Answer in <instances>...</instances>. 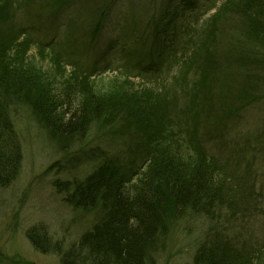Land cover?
Returning a JSON list of instances; mask_svg holds the SVG:
<instances>
[{"label":"trees","instance_id":"1","mask_svg":"<svg viewBox=\"0 0 264 264\" xmlns=\"http://www.w3.org/2000/svg\"><path fill=\"white\" fill-rule=\"evenodd\" d=\"M34 1L47 12H30L33 0H0V186L10 185L20 172L23 154L14 118L16 105H25L69 165L83 161L92 166L52 185L68 206L95 212V220L68 240L32 225L25 231L32 247L56 255L61 264H155L171 231L202 215L208 227L193 264H264V241L249 244L231 233L235 220L246 216L239 205L243 191L231 181V160L207 151L211 131L203 117L211 103L224 135L238 111L247 108L249 89L264 99V0H222L203 24L195 29L188 23L181 31L186 43L177 40L175 22L196 0H177L178 5L157 14L152 12L156 0H146L137 14L129 7L112 19L116 0ZM20 6L27 10L25 27L15 20ZM65 10L61 21H53ZM35 15L53 17L46 33L63 37L72 49H78L77 41L100 45L103 26L124 21L120 52L137 65L147 61L138 65L143 80L154 75L155 59L167 67L166 76L135 85L128 75L132 67L119 73L123 79L91 77L95 67L87 73L76 65L66 72L60 54L45 55V45L35 41V32H41ZM229 23L239 28V37L225 51L219 33ZM31 45L50 59L52 69L33 62L27 53ZM112 48L104 42L102 51L108 55ZM237 80L238 88L232 87ZM262 127L258 142L264 138V122ZM249 149L248 143L239 148L241 153Z\"/></svg>","mask_w":264,"mask_h":264},{"label":"rangeland","instance_id":"2","mask_svg":"<svg viewBox=\"0 0 264 264\" xmlns=\"http://www.w3.org/2000/svg\"><path fill=\"white\" fill-rule=\"evenodd\" d=\"M221 2L222 0H196L192 8L185 10L183 16L176 18L175 25L179 34L177 40H183L186 43L188 36L181 35V33H185L181 31L188 23H192L195 29L203 24V21L215 11L216 6ZM145 3L146 0H116L113 5L115 8L109 15L110 19L121 13V10L129 11V7L137 14V6H142ZM153 3V14L159 13L166 6L178 5L177 0H156ZM29 5L32 6L29 8L32 13L44 14L47 12L40 9L38 1L33 0ZM26 11L24 7L20 6L15 14V20L22 22L23 26L26 25L24 22L27 16H25ZM128 20L126 19V21ZM36 27L41 31L35 32L34 38L37 42L48 44L53 40L60 39L59 35L52 37L51 34L46 33L51 28L47 19H44L39 25L36 24ZM56 28L63 30L64 26L57 23ZM103 28H105L102 31L101 40L103 42L100 45L82 47L81 42L77 41L76 47L79 48V51L73 52V54L74 60H76L74 64H77L79 68L89 73L88 71L95 67L96 70L91 73V77L112 78L116 76L123 79L125 76L119 73L124 74V68L132 67L131 69L135 70H132L128 75L137 83L135 85L142 83L151 85L155 79L166 76L167 67L155 59L156 64L150 66L152 70L155 69L152 71L154 75H149L143 80L139 76L138 70L139 66L146 64L147 61L140 60L138 66L134 60L130 62L127 55L120 52L122 36L125 38L124 30L127 29L124 21H111L110 24L107 22ZM238 29L232 25L230 27V23L224 29H220V31L224 30L219 33L220 46L223 50L229 51L238 42ZM29 34L33 35L34 31L29 30ZM60 42L66 43L63 37ZM104 42L113 45L108 55L102 51L105 49H103ZM31 48L27 53L28 56L33 55V62L43 66L41 69H52L53 65L48 61L50 59L40 56L39 54H43V52L38 51L37 46L31 45ZM241 50L244 48L236 51L240 52ZM47 53L54 55L57 52H50L48 47L44 50V54ZM95 62L99 64L97 65L99 68L108 65L111 69L98 70L94 65ZM145 66L149 67V64ZM168 67L171 65L168 64ZM68 68L69 66H67ZM170 69L173 72L175 66ZM228 80L226 77L227 84H229ZM235 82L231 86L238 88V80ZM251 90L253 88L248 90L253 94L250 95L247 108H241L238 111V118H236L239 120L238 123L229 128L226 127L224 135L221 124L214 121L217 120L219 114L215 112V107L211 103L203 117H206V126L211 131L210 136L206 138L207 151L220 158L226 157L231 160L230 176L235 178L231 181L243 191L242 201L239 205L241 208H245L246 216L235 220L234 230L231 233L236 237L238 232L242 242L255 244L264 241V138L259 142L255 139V133L263 128L261 123L264 122V99L258 98V91ZM23 106L24 109L16 105L18 117L14 118L23 154L20 172L10 185L0 186V264H61L56 255L42 254L36 251L26 238L25 231L30 226L38 224L46 227L53 238L65 236V239L68 240L89 229L94 223L95 212L68 206L62 200V194L55 191L52 182L54 179L67 177L68 173L81 175L85 171L91 170L92 166L83 161H78V166L73 165L74 163L69 165L66 161L68 158H65V155L57 150L54 139L50 137L44 127L28 116L25 110L27 106ZM226 131H228V136H226ZM234 142H238V144L235 145ZM246 142L253 149L241 153L239 148L246 145ZM51 164L52 166L49 168ZM240 177H245V181H238ZM207 227L208 222L202 215L183 220L166 238V251L156 256L155 264H193L194 251L203 241Z\"/></svg>","mask_w":264,"mask_h":264}]
</instances>
